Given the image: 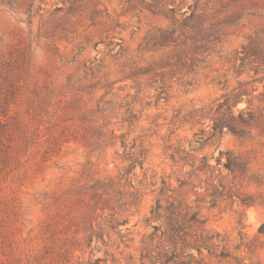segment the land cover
Masks as SVG:
<instances>
[{"label":"rangeland","instance_id":"rangeland-1","mask_svg":"<svg viewBox=\"0 0 264 264\" xmlns=\"http://www.w3.org/2000/svg\"><path fill=\"white\" fill-rule=\"evenodd\" d=\"M0 264H264V0H0Z\"/></svg>","mask_w":264,"mask_h":264}]
</instances>
